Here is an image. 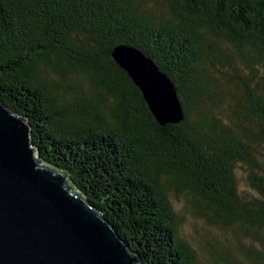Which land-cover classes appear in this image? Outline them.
Returning a JSON list of instances; mask_svg holds the SVG:
<instances>
[{
	"label": "trees",
	"instance_id": "1",
	"mask_svg": "<svg viewBox=\"0 0 264 264\" xmlns=\"http://www.w3.org/2000/svg\"><path fill=\"white\" fill-rule=\"evenodd\" d=\"M120 45L173 82L181 123L158 122ZM0 101L142 264H198L173 191L234 234L221 257L199 241L209 264H264V0H0Z\"/></svg>",
	"mask_w": 264,
	"mask_h": 264
},
{
	"label": "water",
	"instance_id": "2",
	"mask_svg": "<svg viewBox=\"0 0 264 264\" xmlns=\"http://www.w3.org/2000/svg\"><path fill=\"white\" fill-rule=\"evenodd\" d=\"M112 57L162 126L184 120L175 85L151 58L122 45ZM36 158L31 126L0 101V264H142L85 194Z\"/></svg>",
	"mask_w": 264,
	"mask_h": 264
},
{
	"label": "rangeland",
	"instance_id": "3",
	"mask_svg": "<svg viewBox=\"0 0 264 264\" xmlns=\"http://www.w3.org/2000/svg\"><path fill=\"white\" fill-rule=\"evenodd\" d=\"M54 76L55 75H52V77ZM237 176L242 188L247 189L246 174L244 171L237 169ZM68 182L71 183L70 179H68ZM72 186L74 187L73 184ZM169 199L176 213L186 214L184 217L185 222L181 226V232L184 238L196 249L198 264H209L207 260L208 255L202 252L198 245L200 240L206 245L207 240H213L214 238L218 239L221 242L217 245L220 257L228 254L230 249L235 248L236 240L232 231L224 235L221 229L209 224L206 218L199 217L198 215L196 216L193 213L183 212L184 206L187 205L186 196L184 194L179 195L177 192L173 191L169 194Z\"/></svg>",
	"mask_w": 264,
	"mask_h": 264
},
{
	"label": "bare ground",
	"instance_id": "4",
	"mask_svg": "<svg viewBox=\"0 0 264 264\" xmlns=\"http://www.w3.org/2000/svg\"><path fill=\"white\" fill-rule=\"evenodd\" d=\"M36 160L38 161L39 165L43 168H48L51 169L50 167H48L45 163H43L42 161L39 160V158H36ZM68 183V182H67ZM68 186L71 187L68 183Z\"/></svg>",
	"mask_w": 264,
	"mask_h": 264
}]
</instances>
